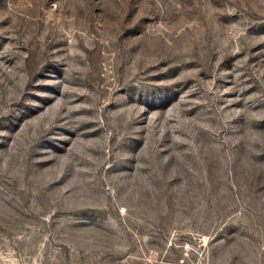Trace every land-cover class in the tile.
Masks as SVG:
<instances>
[{"label":"rangeland","instance_id":"obj_1","mask_svg":"<svg viewBox=\"0 0 264 264\" xmlns=\"http://www.w3.org/2000/svg\"><path fill=\"white\" fill-rule=\"evenodd\" d=\"M0 264H264V0H0Z\"/></svg>","mask_w":264,"mask_h":264}]
</instances>
